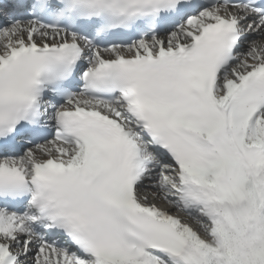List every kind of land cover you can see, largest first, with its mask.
<instances>
[{
  "label": "snow or ice",
  "instance_id": "obj_1",
  "mask_svg": "<svg viewBox=\"0 0 264 264\" xmlns=\"http://www.w3.org/2000/svg\"><path fill=\"white\" fill-rule=\"evenodd\" d=\"M0 264H264V0H0Z\"/></svg>",
  "mask_w": 264,
  "mask_h": 264
}]
</instances>
